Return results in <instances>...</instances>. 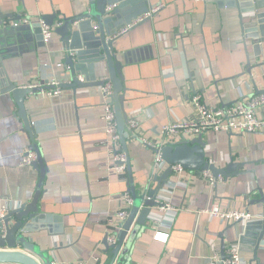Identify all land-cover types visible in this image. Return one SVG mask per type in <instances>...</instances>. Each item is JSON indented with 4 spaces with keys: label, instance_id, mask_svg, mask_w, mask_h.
I'll list each match as a JSON object with an SVG mask.
<instances>
[{
    "label": "crops",
    "instance_id": "1",
    "mask_svg": "<svg viewBox=\"0 0 264 264\" xmlns=\"http://www.w3.org/2000/svg\"><path fill=\"white\" fill-rule=\"evenodd\" d=\"M227 1L219 6L214 0H139L125 8L123 13L130 16L159 6L113 43L117 60L129 52L130 62L122 68L124 110L128 119L137 120L141 135L157 138L162 125L190 117L195 94L215 107L264 92V4L240 13L237 7H253L252 0H232L231 7ZM89 7V0H0V20L10 24L27 15L29 25L39 26V17L54 14L56 25ZM32 37L25 41L24 53L4 61L9 78L18 85L44 84L51 76L69 83L72 74L60 37L52 31L43 45ZM93 72L96 81L107 78L104 61L95 62ZM76 75L83 80L93 76ZM100 87H64L53 97L41 91L30 94L26 113L33 139L24 131L12 96L0 94V204L14 208L32 200L39 171L20 163L35 144L46 171L37 203L41 221L29 235L55 263L111 264L113 249L103 241L118 232L122 194L132 196V185L140 193L154 186L153 176L166 169H155L152 149L128 135L133 183L127 171L117 172L113 145L104 133ZM257 117L264 118V105ZM203 140L208 162L218 167L240 163L239 173L210 184L202 171L172 170L157 199L172 209L153 207L146 225L120 247L116 264H207L214 254L221 255L222 247L239 242L245 231L241 222L196 212L212 204L251 212L260 217L250 222L255 226L264 220V128L254 133L218 131ZM116 147L122 151L120 142ZM258 230L244 235L241 254L249 264H264V234L258 261L253 260Z\"/></svg>",
    "mask_w": 264,
    "mask_h": 264
},
{
    "label": "water",
    "instance_id": "2",
    "mask_svg": "<svg viewBox=\"0 0 264 264\" xmlns=\"http://www.w3.org/2000/svg\"><path fill=\"white\" fill-rule=\"evenodd\" d=\"M139 0H89V9L77 16L64 17L59 24L54 23V14L44 16L47 25L53 27V32L60 37L65 51V64L69 65L72 78L69 83L59 84L71 88H87L93 85H103L104 79L96 81L94 78L95 62L104 61L107 69V79L112 85L111 103L114 109L116 129L119 135V142L122 151L126 155V171L129 182L132 181V171L130 158L126 147L128 132L126 123L127 114L124 110V76L122 68L125 63L130 62L127 54L123 53L122 61L117 60L116 51L113 43L117 39L119 31L122 30L132 19H137L148 12V9H142L130 16L123 12L130 4ZM213 1V0H206ZM219 6H222V0H214ZM118 3L110 13L105 12V6ZM264 1L252 0L253 7L240 8V13L252 10L258 7ZM226 6H234L232 0H228ZM152 7H150L151 9ZM144 20V19H143ZM141 20V21H143ZM34 37L37 45H43L40 26L33 25H13L12 23H3L0 20V94H10L18 107V116L22 118L24 131L33 139V125L30 117L26 113V99L30 94H35L36 88H29L27 85H18L12 81L6 71L4 61L14 56L21 55L26 51L25 41ZM32 37V38H33ZM31 42V41H30ZM89 73L87 80L77 77V73ZM205 141L200 134L190 140L182 139L173 145H166L161 150V158L167 163V167L162 175H154L155 185L148 188L143 187L141 193L132 185L129 187L133 202L129 209L128 216L119 224V230L116 233V243L109 245L107 238L103 241L105 246L113 249V254L119 252L120 247L127 239H132L137 227L146 225V220L153 207L158 205V194L168 182L172 169L169 165L177 164L183 169L191 171H207L214 178H228L231 175L239 173L240 163L230 161L222 167H218L206 160ZM30 147L36 153V160L31 164L39 171L38 189L32 200L28 203H22L18 207L9 208L5 215L0 219V264H53L52 257L46 250L41 249L29 234L37 232V222L40 211L38 201L40 198V188L42 187L45 166L42 155L35 144ZM259 228L258 234L253 241V260H257L256 251L259 241L264 234V220L258 226L247 223L244 228V235L247 236L250 229ZM242 235L239 240L240 249L242 243L246 242V237ZM129 245L127 244L126 247ZM224 248V247H222Z\"/></svg>",
    "mask_w": 264,
    "mask_h": 264
},
{
    "label": "built area",
    "instance_id": "3",
    "mask_svg": "<svg viewBox=\"0 0 264 264\" xmlns=\"http://www.w3.org/2000/svg\"><path fill=\"white\" fill-rule=\"evenodd\" d=\"M118 3H113L105 6V12L110 13L116 8ZM159 9V6L152 7L147 13L141 17L134 19L127 24L119 33L126 31L141 20L147 18L151 13H154ZM39 26L41 28L42 40L46 44L52 35L53 27L47 25L43 18H38ZM13 25H28L30 19L27 15L19 17L18 21H14ZM103 85H101V108L102 117L104 120V133L110 137L111 143L114 149V160L116 163L115 169L121 175H124L126 171V155L118 149L119 135L116 131V122L114 109L111 103L112 85L110 80L106 77ZM43 82V81H42ZM42 82L28 84L29 88H36L37 91H41L42 94L53 97L61 94L60 82L56 77L51 76L44 84ZM190 102L193 107V113L190 117L179 121H172L165 125H162L159 129L157 138L146 137L138 132L137 120L130 117L126 123L128 135L134 139H137L142 145L152 149L154 152L153 167L161 170L168 165L161 158V150L166 145H173L182 139L190 140L200 134L207 135L218 131L227 133H254L264 128V118L257 117V109L264 105V92L251 95L246 98L237 99L231 103L222 104L219 106H209L200 100V96L195 94L190 98ZM36 160L35 151L29 147L24 151L21 158V165L31 166L32 162ZM174 171L182 170L177 164L169 165ZM203 177L210 183L214 184L216 179L209 172L202 171ZM132 196L125 192L122 194L123 206L116 213V219L118 221L117 229L119 230V224L126 219L129 213V209L132 205ZM158 209L165 211L172 209L168 202H158ZM10 208L9 203L0 204V219L6 214ZM197 213H207L212 217L221 218L228 223L241 222L247 224L258 220L260 217L252 214L247 210L241 209H222L217 204H212L208 208H202L196 211ZM115 227V226H114ZM107 243L109 245L116 243V233L107 234ZM119 256V252L116 254L114 261L111 264H116ZM53 264H85L84 262H64ZM207 264H249L242 254L239 242H231L222 249L221 255L214 254Z\"/></svg>",
    "mask_w": 264,
    "mask_h": 264
},
{
    "label": "trees",
    "instance_id": "4",
    "mask_svg": "<svg viewBox=\"0 0 264 264\" xmlns=\"http://www.w3.org/2000/svg\"><path fill=\"white\" fill-rule=\"evenodd\" d=\"M110 249V248H109Z\"/></svg>",
    "mask_w": 264,
    "mask_h": 264
}]
</instances>
